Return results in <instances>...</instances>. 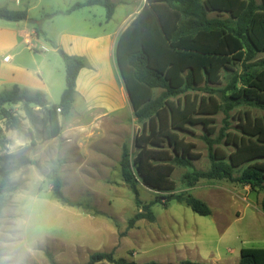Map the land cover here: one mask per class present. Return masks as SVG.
Segmentation results:
<instances>
[{"label":"rangeland","instance_id":"374dc122","mask_svg":"<svg viewBox=\"0 0 264 264\" xmlns=\"http://www.w3.org/2000/svg\"><path fill=\"white\" fill-rule=\"evenodd\" d=\"M6 1L13 4L12 0ZM85 1L41 0L45 9L37 8L32 11L31 18L28 19L32 22L27 20L22 24L36 28L40 35H44L42 32L46 31L56 43L67 44L68 40L62 38V34L74 32L73 24L77 26L80 24L82 27L88 25L84 18L90 15L88 13L90 9L78 10L72 16L63 12L55 17L48 15ZM122 1L124 0L115 2L118 9L113 24L118 23L139 5V0H129L128 5ZM3 2L5 0H0V5ZM92 9L96 11L94 20L101 19L102 15L106 16L104 7L97 5ZM0 21L17 31L18 23ZM4 33V29L0 28V40ZM11 34L13 40L16 33ZM44 38L45 36L40 37L52 51V43H46ZM103 50L104 56L107 57V49ZM17 51L21 52L22 58L28 60V64L32 65L36 58V63H41V68L48 67L45 58L47 53L30 52L25 43H20ZM14 53L16 51L12 55ZM17 57L11 61L12 64H21ZM262 61L264 53L259 54L251 62L254 65L251 70L259 71ZM31 65L29 68H35ZM1 66L0 61V69ZM242 72V65L236 64L221 73L220 83L203 84L189 92L191 97L196 96L198 101L203 97L207 103L212 98L221 106V110L216 114L198 115L207 118L208 125L189 124L186 130L179 133V136L193 144V150L201 155L199 159L194 160V166L198 170H208L211 166L207 139L213 142L214 147L222 149L229 156L236 150V146L232 142H227L225 135L231 133L239 136L247 115L251 120L264 118L263 109L245 104L237 105L228 114L225 113V97L231 93L227 91L228 86ZM61 75L63 83L66 82V71L65 75L63 73ZM108 76L107 81L96 80L92 83L90 91L87 90V93L93 95L92 99H88L90 102L88 109L93 108L97 111L101 106L108 110L123 105L117 91V83L110 75ZM19 78L20 75L17 74L9 79ZM58 79L59 76L52 83H57ZM81 85L83 86V83ZM14 86L16 85L5 84L0 87V92ZM53 91L55 92V89ZM160 93L161 90H156L155 97ZM183 98L184 95L181 96L182 102ZM82 99L81 95L76 94L72 111L69 115L61 117L62 131L66 132L71 128H83L96 122L101 126L96 130V137H100L99 141L92 147L88 144L82 150L67 146L64 140H60L61 135L54 144L53 142L51 144L53 140L45 141L41 121L36 128H32L31 134V124L26 119L21 105L9 107L12 113L22 120L19 131L7 130L6 121L0 113V129L5 132L4 139L11 141L13 147V154L9 155L7 154L9 148H6V145L0 146V168L8 170L22 160L30 161L21 170L12 174L11 180L17 190L9 197L8 203V206L26 209L30 216L29 231L24 237L26 246L16 252L0 248L3 260H10L8 264H50L46 256V252L49 251L58 264H85L95 252L114 251L115 258H125L139 264L148 262L179 264L184 261L202 264H239L243 248H264V213L261 209L264 192H251L249 187L228 181L202 180L189 187L184 181V174L190 170L182 167H176L172 175L176 185L174 193H190L199 198L208 204L212 215L201 216L177 201H171L166 208L163 205L165 201L163 198L167 197L168 192L150 188L133 169L138 198L146 204L157 198H160L161 202L152 207L156 216L154 223L141 220L134 228L129 229V221L139 209L136 205L135 192L123 180L120 162L124 146H127L133 162L138 152L135 139L143 130L144 123L136 120L128 96V104L124 109L105 115L98 114L93 109L90 113L84 114L81 108L83 105L80 104ZM38 116L41 119L42 113L38 112ZM84 138L85 136L78 142L83 144ZM104 142L107 145H103ZM103 147L107 152L101 150ZM239 171H235V176L239 175ZM54 172L62 180L64 195L72 203L81 206L69 207L54 198L50 181V176ZM86 205H90V208Z\"/></svg>","mask_w":264,"mask_h":264},{"label":"trees","instance_id":"16d2710c","mask_svg":"<svg viewBox=\"0 0 264 264\" xmlns=\"http://www.w3.org/2000/svg\"><path fill=\"white\" fill-rule=\"evenodd\" d=\"M97 5L106 9L107 20L113 17L116 5L112 0H86L64 13L69 15ZM59 14L56 12L48 17ZM0 19L18 23L29 18L27 11L0 8ZM37 33H40L39 30ZM263 53L264 0H147L117 45V62L134 116L138 122L144 123L143 130L135 139L138 152L133 162L127 146L123 147L120 162L123 180L135 192L139 209L130 219L129 229L141 220L154 223L156 216L152 207L161 202L157 198L146 204L138 198L133 169L150 188L168 192L163 198L166 208L171 201H177L201 216L212 215L207 203L190 193H174L176 185L172 175L176 167L190 170L184 174V181L189 187L202 180L228 181L249 187L251 192H264V118L251 120L247 115L239 136L225 135L226 141L236 146L229 156L207 139L211 160L208 170L195 168L194 160L201 155L193 150V144L179 136L189 124L208 125V119L199 117V114H216L221 110L216 100L211 98L206 103L202 97L198 101L189 92L203 84L220 83L221 73L236 64L242 65L243 72L228 86L227 91L231 93L225 97V113L244 104L264 110V61L259 71L251 70L254 67L251 62ZM63 54L66 88L59 104L49 106L43 93H29L18 86L0 92V113L6 121L7 130L21 129L22 120L9 109L21 105L31 124V134L32 128H36L41 121L45 141L61 135L60 116L65 117L72 111L77 80L85 68L82 58ZM156 90H161L158 97H155ZM58 109H61L60 113ZM38 112L42 113L41 119ZM5 144L6 139L0 129V146ZM29 163L22 160L8 170L0 168V207L8 206L9 197L17 190L11 180L12 174ZM236 170H240L237 176ZM50 181L53 196L58 202L69 207L81 206L64 195L62 180L56 172L51 174ZM86 207L90 208V205ZM261 209L264 213V197ZM46 256L50 264H58L51 252L47 251ZM0 264H6L1 255ZM85 264L139 263L117 259L112 251L95 252ZM179 264L202 263L184 261ZM239 264H264V248H243Z\"/></svg>","mask_w":264,"mask_h":264},{"label":"crops","instance_id":"0c3cea01","mask_svg":"<svg viewBox=\"0 0 264 264\" xmlns=\"http://www.w3.org/2000/svg\"><path fill=\"white\" fill-rule=\"evenodd\" d=\"M13 4H10L8 1L5 0L0 8H7L13 11H27L28 18H31V12L36 10L37 8L45 9L42 6L41 0H12ZM115 3L117 0H112ZM123 3L129 4V0L122 1ZM147 0H139L138 7L130 11L122 20L118 21V23L113 24L115 22V17L117 16V6L115 7V12L113 17L110 20L106 19V16H101V19L94 20L93 18L96 17L92 7H87L90 9L88 13L89 16H85V22L88 25H84L83 27L85 30H82L83 27L79 24L77 26L73 24L75 28L74 32H69L62 34V38H66L68 40L67 44H62L61 42L53 41L51 36L48 33L42 32L43 34H38L36 28H30L29 26H25L22 22H18L17 24V31H15L12 27L4 25V23H0V28H3L5 33L0 40V61L2 64V68L0 69V87L5 84L16 85L23 91H27L29 93H36L41 92L44 94L46 101L48 102L49 106L59 104L61 100V96L65 90L64 83L61 79V74L65 75V61H64V54L69 57H79L82 58L85 62V68L80 72L78 80H77V88L76 94L82 96L81 100V108L83 109L82 112L84 114L90 113L93 108L88 109L89 107V100L92 99V93H87V90L90 91L92 87V83L96 80H106L109 78L110 75L111 79L115 81L117 84V91L121 100L123 101V105L120 108H112L108 110H104L103 107L94 110L96 113L100 114H110L115 111L120 112L124 109L127 104V96L129 98L125 83L123 81L119 65L117 62V45L119 39L123 32L128 28V26L137 18L140 14L142 8L146 4ZM35 3V4H34ZM116 5V4H115ZM71 5L69 8H71ZM67 8V9H69ZM84 8V9H87ZM66 10L58 11V12H65ZM82 10V9H81ZM78 12L75 11L68 16L75 15ZM1 20V19H0ZM90 20H94L88 22ZM5 21V20H4ZM1 22V21H0ZM27 22V21H25ZM76 22V21H75ZM17 23V22H16ZM82 27V28H81ZM12 32L16 33V36L12 40ZM41 36H45L44 41L46 43L51 42L53 46V50L51 51L50 48L44 44V42L40 39ZM20 43L27 44V50L30 52H45L48 55L45 56L46 60L48 61V67L42 66L41 63H36L37 60L33 56L34 63L28 64V60L22 58L20 56L21 52L17 51L19 48ZM107 49V57L104 56V50ZM24 49V48H23ZM12 55L13 52H15ZM23 51V50H22ZM25 51V49H24ZM18 56V57H17ZM20 59L19 63L21 64H12L11 61L15 60V58ZM18 61V60H17ZM30 61V60H29ZM36 63V64H35ZM35 67L33 69L29 68ZM43 65V64H42ZM3 71V72H2ZM17 74L20 75L18 80H11L9 79L11 76H16ZM59 76L57 83H52L56 77ZM108 77V78H107ZM83 83V86L81 85ZM55 89V92L53 91ZM10 90V89H6ZM4 91V90H3ZM2 92V91H1ZM55 93V95H54ZM58 101V102H57ZM130 101V98H129ZM131 103V101H130ZM62 116H60V121L62 123ZM63 125V123H62ZM88 125V126H87ZM86 127H74L66 131H62L60 140H64L66 145L69 147H74L76 149L82 150L83 148L89 146H93L95 143L99 141V138L96 137V130L100 129V125L96 122L94 124H87ZM5 135V132H4ZM8 136V134H7ZM69 136V137H68ZM85 136L83 144L78 142L81 138ZM60 137V136H59ZM8 138V137H7ZM11 140V139H8ZM101 140H103L101 138ZM57 141L53 139L51 144ZM32 140L30 141L31 144ZM103 142V141H102ZM29 144V143H27ZM6 148H9L7 154H13L12 150V143L11 141L6 140ZM105 144V142L103 143ZM23 146V145H22ZM21 146V147H22ZM104 152H107L106 149H101ZM23 168V167H22ZM20 168V170L22 169ZM19 171V170H18ZM17 171V172H18ZM1 255V254H0ZM2 259V258H1ZM129 262H133V260L126 259ZM6 264L10 263V260H3ZM135 262V261H134ZM173 264V263H169ZM176 264V263H175Z\"/></svg>","mask_w":264,"mask_h":264},{"label":"clouds","instance_id":"9594fccd","mask_svg":"<svg viewBox=\"0 0 264 264\" xmlns=\"http://www.w3.org/2000/svg\"><path fill=\"white\" fill-rule=\"evenodd\" d=\"M29 225L30 216L26 209L11 205L0 207V248H8L12 252L23 249Z\"/></svg>","mask_w":264,"mask_h":264},{"label":"built area","instance_id":"2783aa9c","mask_svg":"<svg viewBox=\"0 0 264 264\" xmlns=\"http://www.w3.org/2000/svg\"><path fill=\"white\" fill-rule=\"evenodd\" d=\"M58 112L60 113L61 112V109H58Z\"/></svg>","mask_w":264,"mask_h":264},{"label":"water","instance_id":"95a60500","mask_svg":"<svg viewBox=\"0 0 264 264\" xmlns=\"http://www.w3.org/2000/svg\"><path fill=\"white\" fill-rule=\"evenodd\" d=\"M29 22H32V20H28Z\"/></svg>","mask_w":264,"mask_h":264}]
</instances>
